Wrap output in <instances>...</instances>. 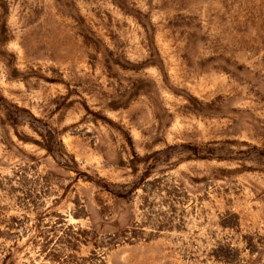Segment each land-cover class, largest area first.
<instances>
[{
    "label": "rangeland",
    "instance_id": "rangeland-1",
    "mask_svg": "<svg viewBox=\"0 0 264 264\" xmlns=\"http://www.w3.org/2000/svg\"><path fill=\"white\" fill-rule=\"evenodd\" d=\"M0 264H264V0H0Z\"/></svg>",
    "mask_w": 264,
    "mask_h": 264
}]
</instances>
